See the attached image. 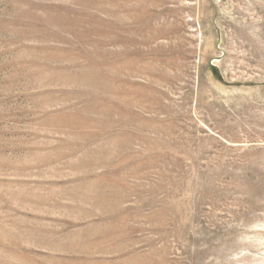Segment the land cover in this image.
<instances>
[{"label":"rangeland","instance_id":"obj_1","mask_svg":"<svg viewBox=\"0 0 264 264\" xmlns=\"http://www.w3.org/2000/svg\"><path fill=\"white\" fill-rule=\"evenodd\" d=\"M0 264H264V0H0Z\"/></svg>","mask_w":264,"mask_h":264}]
</instances>
